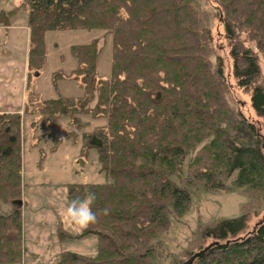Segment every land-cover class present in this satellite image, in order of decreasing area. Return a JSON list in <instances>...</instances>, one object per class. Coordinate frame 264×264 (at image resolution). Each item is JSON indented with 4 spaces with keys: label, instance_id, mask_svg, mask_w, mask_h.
I'll return each instance as SVG.
<instances>
[{
    "label": "trees",
    "instance_id": "obj_1",
    "mask_svg": "<svg viewBox=\"0 0 264 264\" xmlns=\"http://www.w3.org/2000/svg\"><path fill=\"white\" fill-rule=\"evenodd\" d=\"M212 1L228 43L231 75L250 96L257 119L231 104L224 62L212 45L211 14L200 0H21L0 11L5 25L13 13H26V96L33 90L32 76L46 61L47 32L97 29L110 36V76L95 77L98 40L72 45L74 79L82 95L46 98L36 111L66 115L72 127L87 126L83 115L105 120L83 132L81 140L86 153L96 150L107 181L67 186L68 202L95 196L96 222L79 236L95 234L97 253L63 251L54 264H162L164 256L155 245L170 217L184 215L192 192L200 188L239 189L253 208L259 207L258 196L264 194V0ZM27 110L25 104L16 111L0 110V199L13 207L0 213V264L20 263L24 253L18 197ZM191 151V166L182 176ZM247 206L239 216L198 229V235L213 241L198 249L212 244L192 264H264V214L248 229Z\"/></svg>",
    "mask_w": 264,
    "mask_h": 264
},
{
    "label": "rangeland",
    "instance_id": "obj_2",
    "mask_svg": "<svg viewBox=\"0 0 264 264\" xmlns=\"http://www.w3.org/2000/svg\"><path fill=\"white\" fill-rule=\"evenodd\" d=\"M200 2L202 8L211 14L209 26L212 45L217 57H221L224 62V73L230 84L228 97L231 104L240 107L247 117L257 119L249 104L250 96L237 88L231 75L229 47L218 21L219 11L216 4L212 0ZM25 16V12L19 11L16 19L22 23ZM94 39L98 40L101 48L95 77L107 79L110 76L111 64L109 35L97 29L49 31L45 35L46 61L38 74L32 76L33 90L21 101L20 106L25 104L28 109L22 118V189L18 197L21 199L22 208L24 253L21 262L13 264H54L63 251L84 256H95L97 253L96 235L88 233L79 236L84 228L81 229L72 223L66 214V206L69 203L67 186L72 183L107 181L105 174L98 169L96 150L91 148L86 153L87 150H82L81 140L83 132L102 126L105 120L83 115L80 119L82 122H88L87 126L72 127L68 124L66 115L51 117L36 112L46 98L82 95L79 81L74 79L76 62L70 54V47L87 44ZM24 40L22 34L16 38L19 43L14 50L17 59H23ZM212 59L215 61V56ZM261 68L264 73V62ZM31 122L35 123L33 127ZM45 124L48 127H42ZM261 131L264 135L262 123ZM42 136H46V139ZM57 138L60 140L58 144ZM195 151L186 155L182 176H185L190 168ZM232 179L233 177L228 180V184ZM258 203L259 207L253 208L250 198L235 188L218 192L201 188L193 191L185 214L170 217L167 232L160 236L155 245L164 256L162 264H183L189 257L187 253L197 252L201 246L213 241L198 235V229L200 232L202 225L222 218L239 216L242 206L246 204L249 213L247 227L250 229L264 214V194L258 196ZM12 208L9 202L0 199V213H8Z\"/></svg>",
    "mask_w": 264,
    "mask_h": 264
},
{
    "label": "crops",
    "instance_id": "obj_3",
    "mask_svg": "<svg viewBox=\"0 0 264 264\" xmlns=\"http://www.w3.org/2000/svg\"><path fill=\"white\" fill-rule=\"evenodd\" d=\"M21 0H0V11L11 10ZM15 2V3H14ZM18 12L9 18L7 25L0 23V110L16 111L21 109V101L26 97L27 56L29 31L26 26V16L22 23L17 21ZM22 34L23 59H17L14 54L16 38Z\"/></svg>",
    "mask_w": 264,
    "mask_h": 264
},
{
    "label": "clouds",
    "instance_id": "obj_4",
    "mask_svg": "<svg viewBox=\"0 0 264 264\" xmlns=\"http://www.w3.org/2000/svg\"><path fill=\"white\" fill-rule=\"evenodd\" d=\"M95 200V196L89 193L86 199H73L66 206V214L69 220L83 229L88 227L90 224L96 222V213L92 210L91 205ZM107 210H105V213Z\"/></svg>",
    "mask_w": 264,
    "mask_h": 264
},
{
    "label": "water",
    "instance_id": "obj_5",
    "mask_svg": "<svg viewBox=\"0 0 264 264\" xmlns=\"http://www.w3.org/2000/svg\"><path fill=\"white\" fill-rule=\"evenodd\" d=\"M212 244H209L208 246H206L203 250L199 251V252H195L194 254H192L183 264H192L193 260L198 257L201 253H203L208 247H210Z\"/></svg>",
    "mask_w": 264,
    "mask_h": 264
}]
</instances>
